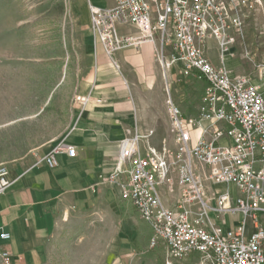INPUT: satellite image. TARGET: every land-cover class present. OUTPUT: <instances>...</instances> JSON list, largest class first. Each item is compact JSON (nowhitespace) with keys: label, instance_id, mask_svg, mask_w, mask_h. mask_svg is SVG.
<instances>
[{"label":"built area","instance_id":"obj_1","mask_svg":"<svg viewBox=\"0 0 264 264\" xmlns=\"http://www.w3.org/2000/svg\"><path fill=\"white\" fill-rule=\"evenodd\" d=\"M87 1L92 36L110 56L126 47L158 42L164 72L178 65L184 77L196 75L207 83L197 117H185L167 92L175 149L158 150L149 143L154 131L143 136L129 129L120 142L117 165L110 174L99 175L93 191L116 187L121 199L131 202L151 226L150 247L164 248L166 264L194 253L200 254V264H264V91L250 75L233 76L226 65H213L205 50L207 41L215 40L224 62L237 41L235 31L245 37L244 9L254 11L258 1L113 0L106 7ZM126 26H135L137 32L123 35L120 27ZM257 78H264V64ZM196 130L200 134L194 140ZM76 152L63 142L43 161L53 169L59 165L57 155L74 157ZM222 184L235 186L239 194L209 188ZM12 185L9 166L0 164V194ZM176 185L180 195L176 205L168 207L160 188L174 190ZM238 213L244 219L231 229L214 222ZM0 238L9 240L11 235L1 232ZM0 256L10 264L8 252Z\"/></svg>","mask_w":264,"mask_h":264},{"label":"crops","instance_id":"obj_2","mask_svg":"<svg viewBox=\"0 0 264 264\" xmlns=\"http://www.w3.org/2000/svg\"><path fill=\"white\" fill-rule=\"evenodd\" d=\"M78 6L83 9L84 19L80 40L73 42L82 47L75 70H66L44 101L41 90L33 93L31 110L21 107L24 156L1 163L9 166L13 185L0 194V233L11 235L9 240L0 238V252L9 253L10 264H63L68 240L78 239L83 244L89 239L95 247L92 252L108 254L105 264H166L164 248L150 247L152 228L136 207L122 200L116 187L103 186L95 192L93 186L100 174L114 170L120 142L129 136V129L143 136L154 131L148 137L149 143L158 150L164 146L175 149L166 95L169 90L181 108V101L172 94V85L177 83L174 69L177 66L180 73V66L173 65L164 72L156 52L158 42L126 47L110 56L92 36L85 0H78ZM120 32L133 34L137 28L120 27ZM209 44L217 42L209 40ZM207 56L217 67L226 65L233 76L244 75L241 70L233 71L236 59L227 57L222 62L220 56ZM252 80L264 91V78L263 82ZM201 81L206 87V81ZM200 106L201 102L194 104L189 113L185 107L181 111L187 118L197 117ZM199 134V130L193 132L194 140ZM63 142L74 146L76 155H57L59 165L52 169L43 160ZM222 142L231 143L230 139ZM209 188L239 194L231 184ZM160 189L163 203L174 207L180 195L177 185L174 190L166 186ZM260 217L264 226V214ZM243 219L241 213L225 214L222 219L214 218V222L227 230ZM200 259V254L194 253L173 264H200ZM0 264H5L1 256Z\"/></svg>","mask_w":264,"mask_h":264},{"label":"rangeland","instance_id":"obj_3","mask_svg":"<svg viewBox=\"0 0 264 264\" xmlns=\"http://www.w3.org/2000/svg\"><path fill=\"white\" fill-rule=\"evenodd\" d=\"M256 1L254 11L247 13L244 9L245 37L241 38L235 31L237 41L228 57L237 61L233 71L241 70L244 75L258 80L259 65L264 64V0ZM112 2L93 0L94 4L104 7ZM85 6L90 13L87 0ZM83 16L78 0H0V164L24 156L22 121L19 120L22 119L21 107L31 110L33 93L41 90V100L45 99L48 90L59 82L66 70H75L82 47L73 42L80 40ZM205 49L213 59L219 58L217 44L206 45ZM168 51L170 55L171 49ZM174 71L177 83L172 85V94L189 113L194 104L201 102L205 87L196 75L186 78L178 72L177 66ZM177 176L175 172L174 177ZM99 246L101 249V244ZM94 249L89 239L80 244L78 239L71 238L65 245L63 264L109 261L108 254L94 253Z\"/></svg>","mask_w":264,"mask_h":264}]
</instances>
